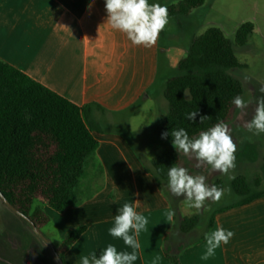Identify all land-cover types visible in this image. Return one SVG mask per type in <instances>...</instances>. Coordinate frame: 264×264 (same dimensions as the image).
Listing matches in <instances>:
<instances>
[{
    "label": "crops",
    "instance_id": "0c3cea01",
    "mask_svg": "<svg viewBox=\"0 0 264 264\" xmlns=\"http://www.w3.org/2000/svg\"><path fill=\"white\" fill-rule=\"evenodd\" d=\"M191 14L184 16L186 22L192 23ZM107 16L105 0H0V60L75 105H95L90 114L98 126L93 132L99 142L97 162L82 181L81 202L63 212L44 204L50 221L43 227L63 240L70 231L87 226L61 255L64 264H80V256H99L109 243L130 251L108 229L123 203L138 204L136 210L149 224L138 238L141 249L135 264H153L157 255L161 259L156 264H171L164 251L169 244L165 237L176 223L169 199L129 139L100 123L130 127L136 108L158 98L153 90L160 80L164 97L166 81L183 56L162 44L163 31L151 48L133 45L111 27ZM253 144L260 154L261 146ZM169 211L174 212L173 221L167 220ZM221 226L235 233L228 245L202 260L205 241L194 240L185 245L182 264H264V197L216 213L208 232Z\"/></svg>",
    "mask_w": 264,
    "mask_h": 264
},
{
    "label": "trees",
    "instance_id": "16d2710c",
    "mask_svg": "<svg viewBox=\"0 0 264 264\" xmlns=\"http://www.w3.org/2000/svg\"><path fill=\"white\" fill-rule=\"evenodd\" d=\"M175 1L168 7L169 15L173 17L186 16L205 2ZM253 29L250 22L242 24L232 41L221 29L210 27L193 39L166 81L164 97L168 112L161 118L157 130L160 138L167 132V138L163 139L172 142L171 131L179 128L185 129L190 138H195L216 123L232 119L236 110L232 100L243 95V83L232 72L245 67L236 55L235 46H244ZM94 106L75 105L0 60V191L39 229L50 221L43 210L44 204L56 212H63L81 202L82 181L87 169L97 162L99 142L93 132L98 126L90 114ZM193 111L198 113L195 121L187 119ZM28 114L30 119H25ZM201 116L210 118L201 123ZM258 158L257 146L250 142L236 155V160L241 163H255ZM179 160L177 152L168 150L153 158L152 167H147L146 171L160 185L161 180L168 179V169L177 166ZM214 184L223 188L222 180H216ZM231 186L241 199L216 211L196 243L202 241L212 228L216 213L264 197L260 177L249 180L238 175L231 181ZM254 187L259 190L253 191ZM200 223L197 215L184 217L179 228L182 233H190ZM86 230L87 226H81L70 231L55 252L59 256L64 254ZM168 239L167 235L165 243ZM184 248L182 244L171 246L166 243L164 251L171 264H182L180 257Z\"/></svg>",
    "mask_w": 264,
    "mask_h": 264
},
{
    "label": "rangeland",
    "instance_id": "374dc122",
    "mask_svg": "<svg viewBox=\"0 0 264 264\" xmlns=\"http://www.w3.org/2000/svg\"><path fill=\"white\" fill-rule=\"evenodd\" d=\"M159 1V4L168 7L176 3L175 0ZM156 2L158 0H149V3ZM184 18V16L169 15L170 22L163 31L162 38V44H170L173 55L181 54L180 57L186 54L191 41L210 27L221 29L227 38L234 41L236 32L242 24L250 22L254 26L247 43L244 46H235L236 55L245 67L234 70L232 73L243 83L242 97L245 100H251L246 109L236 108L232 119L226 122L230 126L232 138L237 145L236 156L244 143L249 142L245 137L252 136L246 130L245 123L255 114L256 102L262 95L259 89L264 87V0H205L202 6L192 10L190 17L192 23L186 22ZM162 89L163 80H160L153 90L158 98L155 101L144 102L136 108L130 117V127L122 123H116L113 127L107 123H100L104 129H116L123 133L133 144L139 157L150 168L153 158L159 157L168 150L177 152L172 142L160 138L157 134L161 118L168 112V103L162 95ZM252 142L261 146L258 160L255 163H241L236 160L233 175L235 177L244 175L249 180L260 177L264 182V134L252 136ZM178 155L180 160L177 166L186 167L189 174L204 175L209 185L214 184L216 180H222L223 188L230 191L226 192L219 203L206 201L204 208L197 211L185 205L184 197L173 196L167 187V180H161L160 185L176 215L175 227L169 237L171 246L176 241L186 245L200 238L216 211L235 204L241 199L234 193L231 186L232 180L229 181L227 176L211 171L207 165L197 168L194 157L185 156L183 153ZM257 190L259 188H253V191ZM196 215L201 219L199 226L190 233H182L179 228L181 220L184 217ZM40 230L55 248L60 246L62 240L58 236L52 235L45 227ZM33 232V228L24 223L0 198V264H56L57 259L54 257L53 250L44 241L41 240V242L36 237L38 235ZM60 258L62 260V256ZM57 264H59L58 260Z\"/></svg>",
    "mask_w": 264,
    "mask_h": 264
},
{
    "label": "clouds",
    "instance_id": "9594fccd",
    "mask_svg": "<svg viewBox=\"0 0 264 264\" xmlns=\"http://www.w3.org/2000/svg\"><path fill=\"white\" fill-rule=\"evenodd\" d=\"M107 22L113 29L126 34L133 45L151 48L156 45L159 35L169 24V11L167 5L149 3V0H105ZM262 95L256 102L255 114L245 123L246 130L252 136L264 134V87L259 89ZM232 103L236 108L244 110L251 103L244 97L237 95ZM197 111L187 115V119L195 121ZM210 118L201 116L200 122ZM30 119V114L25 116ZM168 133H162V139ZM172 144L178 153L194 157L196 167L203 165L210 167L213 172H220L231 181L235 179L233 172L236 168L237 145L234 142L231 130L227 123L218 122L206 131H201L198 137L190 138L183 128L171 131ZM252 136L245 137L252 142ZM167 187L175 197H184L188 208L199 211L204 208L206 201L219 203L230 189L209 185L204 175H192L186 167L171 166L167 172ZM138 204L129 202L117 210L112 226L108 229L109 235L119 238L129 250H118L115 244L109 243L99 256L95 252L80 256V264H135L139 259L141 243L139 236L148 230V217L138 212ZM210 211V209H208ZM174 212H167V220L173 221ZM55 229V228H54ZM57 230V229H56ZM235 233L232 230L217 227L205 234V251L200 257L208 260L216 255L223 245H228ZM161 259L159 255L154 258L153 264Z\"/></svg>",
    "mask_w": 264,
    "mask_h": 264
},
{
    "label": "water",
    "instance_id": "95a60500",
    "mask_svg": "<svg viewBox=\"0 0 264 264\" xmlns=\"http://www.w3.org/2000/svg\"><path fill=\"white\" fill-rule=\"evenodd\" d=\"M0 198L1 200L5 203V205L7 207H9L15 214H17L18 216H20L21 218H23L26 222H28L30 224V226L33 228L34 232L48 245L50 246V248L53 250L55 257L57 258L59 264H63L60 256L55 252V246L52 244V242L50 240H48L45 235L41 232V230L35 225V223L33 221H31V219L23 214L22 212H20L19 210H17L6 198L5 196L2 194V192L0 191Z\"/></svg>",
    "mask_w": 264,
    "mask_h": 264
}]
</instances>
